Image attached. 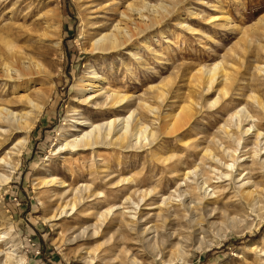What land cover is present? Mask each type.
Here are the masks:
<instances>
[{
  "label": "rangeland",
  "instance_id": "rangeland-1",
  "mask_svg": "<svg viewBox=\"0 0 264 264\" xmlns=\"http://www.w3.org/2000/svg\"><path fill=\"white\" fill-rule=\"evenodd\" d=\"M48 11L57 15V51L42 35ZM123 11L131 17L125 26L132 34L125 48L94 51L92 42L112 31ZM141 11L148 16L145 23L138 18ZM0 35L17 40L42 64L33 80L49 96L18 170L0 190V234H8L5 242L0 239L1 252L17 246L23 264H264V155L254 157L253 134L241 135L229 123L230 113L243 107L264 133V112L252 100L257 96L264 104V72L258 70L264 66V0H0ZM218 62L229 80L207 92L192 76ZM93 73L103 94L86 100L78 83L92 81ZM153 88L163 101L155 99ZM111 92L126 101L110 106ZM10 93L0 81V99L11 100ZM143 102L158 108L157 118ZM185 105L192 117L178 133L166 134L165 117ZM133 110L141 125L157 130L152 142L58 149L85 130L81 122L103 123ZM229 149H238L242 167L230 180L217 179L223 164H230ZM196 168L189 179L207 181L213 190L202 200L195 184L184 180ZM242 178L250 181L257 206L239 196ZM77 189V207L62 211ZM182 190L189 194L185 206L193 202L202 210L185 211L178 198ZM128 197L145 199L134 225L98 220L112 205L131 211ZM209 210L213 219L205 216ZM162 213L171 215L165 223L157 216ZM52 216L56 220L50 222Z\"/></svg>",
  "mask_w": 264,
  "mask_h": 264
},
{
  "label": "bare ground",
  "instance_id": "bare-ground-1",
  "mask_svg": "<svg viewBox=\"0 0 264 264\" xmlns=\"http://www.w3.org/2000/svg\"><path fill=\"white\" fill-rule=\"evenodd\" d=\"M143 7L144 9H146L147 5H144ZM149 8L151 9V12L158 13L157 7L154 8V6H149ZM48 13L49 15L45 14L48 18L46 22L48 25L46 26V28L48 27V29H45L43 31V34H41L51 39V41L53 42V47L57 51V47L60 43L57 40V31L59 30L58 25L55 21L57 15L53 11H48ZM120 15V20L118 21V23L112 26V31L104 33L92 42L91 47L94 51L102 53L108 51L114 52L125 48L126 40L132 37L131 31L125 26V19H129L128 21H130L131 17L124 11L120 12ZM138 16L139 20H142L144 23L145 20L148 19V16L142 14V11ZM16 44L17 40L8 36L2 37V35H0V81L8 86V88H11V100L6 101L5 99H0V154L6 150L9 141L12 142L15 138H17V135L21 136L20 139L17 138L16 142L13 143L7 151H5V154L3 156H0V190L3 187H8L13 174L18 170L20 158L24 153L25 147L29 140V133L34 129L36 123L39 121L40 115L42 114L46 101L49 97H47L46 94L47 90L43 88L45 86L40 84L38 85V88H36L35 81L33 80V75L39 74L44 69V67L42 66V64H39L37 61H35V59L31 57V54L28 53V50L23 47L24 45L19 47ZM258 70L259 72H264V66H259ZM96 78V74L93 73L91 78L92 81L82 79L78 83V90L81 91V93H88V97H86V100L87 98L92 99V97L103 94L101 92L102 88L97 85L98 81H94L96 80ZM192 79H194L200 87L203 85H206V87L208 86V89H206L207 92L211 89V86L214 83L219 82L221 85L224 84L223 86H225L229 80V78H227L226 71H224L223 66L220 62L214 63L210 68H201L197 70L196 73L193 74ZM219 92L225 93L224 87H222ZM153 95L159 102L164 100L163 93L155 88H153ZM252 100L256 104L257 108L264 112V104L260 101V99H258L257 96H252ZM106 101H108V104L110 106L114 107V105L116 106V104L125 102L126 99L119 93L111 92L106 96ZM141 106L149 114H152V116L157 118V116L159 115L157 114L158 108H156L155 106L146 102L141 103ZM191 112V106L185 105L180 108L177 114H169L167 117H165V119L168 118L169 120H164V125H162L161 127L162 130L164 129L167 132L166 134L176 133L177 131H179L178 129H181L185 122L192 117ZM230 114L231 115L229 116V123H231L233 127H236L241 135L243 134L246 136L249 134H253V136L255 137L254 145L256 146V150H254L255 153L253 155L256 158L259 157L260 159V157L264 155V133L261 132L260 128L257 125L258 120L246 108L243 107L233 111V113ZM127 115L128 116L123 118L112 117L109 121L103 123L81 122V126H83L85 130L78 131L76 135H72L71 139L69 140L64 139L59 144L58 149L69 148L76 151L78 149H92L93 147H103L110 144L124 146L127 144V142H131V145L132 142H134L133 146H141L150 143L155 139V136H157V130L154 131L151 127H149V125L146 124L141 125L140 119L138 118L137 114H135L134 110ZM244 124H248V126L244 128ZM222 127L225 129L226 133L229 132V129H227L224 125ZM73 128H75V126H73ZM154 128L157 129V127ZM230 133L231 132H229L228 134ZM230 136V138L233 139L234 143L239 146L240 140L236 139L232 134ZM237 150L229 149L226 151L227 155L230 156V164H223L225 172H219V176L217 177V179L224 178L226 180H230L233 174L239 171L238 169L242 167L241 163L244 160H240L236 156V152H238ZM212 153L209 149H206L204 152L205 155L210 157L211 161L218 162V157H216ZM262 162L264 167V159ZM1 169L5 171L2 172ZM196 170L197 168L192 171L185 172L184 180L191 181L195 184L196 187L193 190L195 192H198V197L200 195L202 200V198H208L209 195L212 196L213 190L209 191L210 188L207 181L200 180V182H197L189 179L188 176H195L194 174ZM246 175H244V177ZM239 176L241 177L242 175L240 174ZM241 182H243V178ZM249 184L250 181L247 180V182H243V184L239 186V196L242 197L245 202L249 204L254 203V205H256L257 198L252 186H250ZM84 190H86L85 186ZM78 193L79 190L77 189L75 191V194L67 200L62 211H64L65 208H69L73 211L77 207L79 200L82 198L81 196H78ZM147 193L149 194V192ZM187 196H189V194L185 190H182L178 195V198H181L179 201L185 211H187L188 213L193 211L194 213L198 209L202 210L203 206L195 209L192 205L193 202H189V204L185 206L187 202L185 201L187 199ZM143 197L138 202H134L132 199H130V197L125 199L126 201H131V211H124V208L122 206L112 205L111 208H109L108 210H104L98 215V220L101 221L102 224H104L106 221L108 222L109 220L111 222L118 221L122 224L125 223L128 225H134L137 220L136 214H138L136 213V210H139L141 208L140 203L145 201ZM201 202H198V204L200 205ZM204 208L207 209L208 207L205 206ZM214 210L205 212V216H207V219H213L215 217V215L213 216V214L215 213ZM166 212H169L168 209ZM157 216L160 217V221H162V223H165L171 215L163 214ZM48 220L50 222H53L56 220V218L52 216ZM85 230L86 228H83L82 233ZM96 235V231L93 230L90 237L95 238ZM7 236L8 234L6 233L0 234V239H2V242H5L6 238H8ZM5 245L7 244L5 243ZM16 247L17 246L11 244L5 249V251H0V255L2 254L4 256V260H2L0 264H23L25 262L24 256L17 253L18 249Z\"/></svg>",
  "mask_w": 264,
  "mask_h": 264
}]
</instances>
